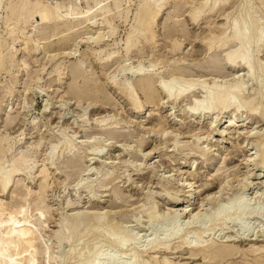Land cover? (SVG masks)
<instances>
[{"label": "rangeland", "instance_id": "374dc122", "mask_svg": "<svg viewBox=\"0 0 264 264\" xmlns=\"http://www.w3.org/2000/svg\"><path fill=\"white\" fill-rule=\"evenodd\" d=\"M69 1L76 2L81 6L85 5L84 0H42L44 3H61L64 5ZM140 1H119V8H113L111 11L116 13V16L111 19L115 31L110 36L105 35L104 39L98 44L91 40L88 43L85 41L78 42L79 38H77L78 40H73L74 37L81 33L79 32L75 33L77 35H73L72 39L71 37L70 39L68 38L69 42L67 40L66 42L68 43L65 42L66 45L65 43L58 44L59 38L57 39V37L50 38L48 41L52 42H48V46L46 44L43 49L31 56L26 54V51L22 49L23 45H21V49L17 51V60H20L19 63L22 60L26 62L27 67L22 66V69L17 72L19 80L15 82L16 84L14 83L15 88L11 95L6 94L3 85L9 82L10 77L14 75L8 71L7 73L6 71H1L0 73V134L10 135L9 137L15 140L13 150H16V152L20 150L29 151L30 156L27 154L31 158L30 162L34 163L37 161L33 164L35 166L30 177H25L20 172L12 177L7 189L2 193L1 198L3 201H20L19 195L24 192L22 188L25 185H29L34 190L42 183L39 178V176L41 177L39 173L42 167L41 164H43L49 147L52 143H55L57 134L61 136L63 132L67 135H72L77 143L74 148L76 154L78 153V156H76L78 162H71L65 154L61 153L62 151L59 152L61 150L59 149L60 146L57 147L58 152H56L53 161L55 165L49 160L47 162L46 160L44 161L47 164L51 163L47 165L49 173L47 181L50 185L44 193L47 216L44 217L46 219L40 227L39 241L41 243L46 242L48 246L57 251L59 258L53 264H76L84 260L87 254L85 253L84 255L85 251L83 255L76 256V258L71 254V249L79 250L85 246L84 250H86L96 238L102 239V237H96L90 231V233H86L89 238L88 236L84 237L85 234L81 238L82 234L78 236L76 233L74 234L75 236L70 237V241L62 242L61 247H55L54 244L57 240L55 233L62 220L65 217L69 218L74 212L73 210L77 204L78 208L76 210H91V212L96 210L98 212L102 211V213L103 211H109L107 218L111 219L110 222L106 218V222H103L104 225L102 224V226L92 222V220H95L93 218L90 219L91 217L89 218L88 214L87 216L83 215L78 224L79 231H84L88 229L87 227L97 228V230L108 227L110 231L112 229H114L113 231L126 230L125 232L133 234L140 238L141 241L154 232L155 228L160 224L169 225L170 221H167L169 219L165 217L168 206L166 197H169L168 199L170 200L171 197L179 198L180 196L183 199L180 202L181 205L187 206L193 203V206L197 207L201 203H206L205 201L203 202L206 195L218 192L219 186L225 183L227 178L228 181H232V185L230 187L228 185L226 190L217 193L214 202L205 204L206 214L212 212L215 208L214 206L217 207V205H222L229 199L231 200L236 193V196L241 197L242 200L264 211V193L263 197L258 200L253 197L256 191L260 192V190H263L262 185H264V168L259 165V146L258 141H256L258 139L256 134L259 136L260 134L264 135V115L256 117L249 115L245 111L240 112L242 114L238 113L235 117L231 115V111L220 112L219 114L210 112L208 114L192 115L189 105L191 104V107L194 103L193 101L200 98L201 93L198 90L184 98L172 101L164 97L157 89V105L145 101L144 96L140 92L139 95L144 105L138 111H134L125 92L108 80V77L114 75L117 79L119 78L118 80L131 76L130 73H127L128 70L134 69L139 64H143L145 68H151L149 58L153 56L155 59H159L155 65L159 76H157L156 80H166L170 77L168 68L173 64V60L182 57L184 60L181 59V63L187 66H185V71L188 68L186 73L193 75V78L203 79L202 81L205 80L209 84L216 79L219 85H224L231 81L244 80L243 82H247L246 93L253 94L255 89L264 82V78H260V76L264 77V74L260 75L255 81L249 80L244 68H233L225 64L222 51L218 50V52L215 50L210 52V54L205 53L206 47L204 46V41L201 40L203 36L208 34L209 27H212L214 31H218L220 25L225 23V20L222 19L224 17L220 15L224 11H230L234 7L236 14L243 12L244 9H241L242 6H240L241 0H232L230 5H228L232 6L227 10H218L217 6L215 7L216 10L214 9L211 12L206 10L195 22L191 21L188 13L191 8L198 5L197 3L200 0H176L177 2L175 0H164L161 4L159 2L153 3L155 8H159L162 5L155 21V42L154 40L143 42L139 38L131 46L130 50L125 52L123 48L124 39L130 27L135 26L134 17ZM262 2L260 0H250V4L245 7L249 8V10L251 9L258 18L264 21V8H262L264 4ZM93 3L94 1H89V5L94 6ZM175 3L180 5L177 6ZM117 12L120 13V17ZM122 14L125 16L123 17ZM0 29L1 34L6 36V28L3 22H0ZM85 32L87 31L85 30ZM88 32L89 35L93 34L90 30ZM174 39L182 42L181 47L177 51H170L169 46ZM69 51L72 54H62ZM94 51H98V53L96 54ZM110 52L113 53L112 57L107 59V55ZM209 55L211 57L213 55V60L219 59L221 61L217 60L219 63L215 62L216 60L213 61L209 58ZM205 56L211 59L214 64L211 63L209 67L205 66L203 62ZM260 57L261 62H264V51H261ZM78 58L83 59L82 66L77 64L76 60ZM76 64L77 67L74 66ZM211 66L213 67L211 68ZM121 67L123 70H120ZM17 68V66H13V72L18 70ZM76 68L81 73L76 71ZM61 71L65 73L63 72L64 75L60 77L62 79L65 78L59 81L57 76L59 72L62 73ZM74 71L76 72L75 74ZM71 73L77 76V79ZM81 79H85L83 80L85 83ZM86 80L89 82L88 84ZM258 81L261 83L259 84ZM30 83L32 84L31 88L26 89L25 85ZM70 84L78 85L79 87L82 84V90L85 87L84 85L87 84L86 88L91 90V95L89 96L92 97L85 95L77 98L75 94H70L71 89L70 92L68 89V87L72 88ZM90 84L93 85V89H91ZM96 87L100 89L98 92H96ZM86 88L85 90H87ZM93 95L96 97H93ZM109 115L112 118L109 120H119L118 126L117 123H111L110 127L113 126L114 132L121 135L112 136L98 128L96 120L104 116L109 117ZM230 116L232 119L234 117V124L231 126L229 125ZM214 120H216L213 124L214 126L211 127L209 123ZM211 129L214 130L208 134V130ZM164 130L168 132L164 134ZM248 130L250 131L249 133L247 132ZM175 139L178 140L177 146H174ZM37 143L41 145H36ZM197 143L204 149V152L206 151L203 154L204 156L196 152L195 145ZM91 148L95 151L97 150L96 152H99L98 149L104 148V150L100 151L101 156H97L93 154V150L90 152ZM151 148L153 150L149 154H145ZM256 149L258 154L256 153L257 151L254 152ZM31 155L34 157L33 159ZM250 155V158H254L255 162L257 160V165L250 164L247 160ZM188 169L194 176V179H191L194 193L191 201L185 203L182 191L178 192L174 187L177 186L178 180L187 177L186 171ZM106 171H109V176L104 179L103 173ZM246 175H249V179L247 180L248 185L244 187L242 178ZM102 179H104V185L95 186L97 188L93 192V201L97 202V205H94L89 200L92 192L82 186L103 182L100 181ZM168 179L169 181H167ZM232 188L234 189L232 190ZM20 189H22V192ZM165 191L169 194L167 195ZM115 192L118 196L114 195ZM32 199L30 198V200ZM76 200H79V202L74 208H72L73 205H66L67 201L73 203ZM153 206L156 210L157 221L151 224L145 211ZM179 208H182V206ZM206 214L203 218L206 217ZM260 217L258 215H250V218L249 216H243L233 220L227 219L229 224L226 223V226L224 224L225 227L223 228L220 227L219 221L213 226L206 224L204 227L208 226L212 229L206 230L205 239H209L213 235L217 237L219 234L218 237H221L222 240H227V243H232L239 248V252L233 255L232 259L226 260L224 264H248L249 262L253 264L256 260L255 258L258 257L257 252H264V231L262 232L264 228V222L262 221L264 220ZM186 219L183 215L180 220L186 223L188 221ZM238 219L239 221H237ZM199 222L197 225L201 224L202 226L203 220ZM109 223L111 224L108 225ZM241 225H247V229L242 228ZM115 227L119 229L115 230ZM194 227L193 225L188 227L189 232L187 234L190 237ZM105 228H103L105 232H112L108 228H106L108 230L106 231ZM118 232L117 234H120ZM117 234L115 237L119 238ZM72 241L75 242L73 243ZM102 242L103 252L110 251L113 253L116 251L115 253L120 256L132 246V243L128 241L123 248L124 251L121 252L115 250L116 247L108 244L105 240H101ZM71 243L72 246H70ZM259 246L262 249H259ZM253 247L258 250L252 253L250 251H252ZM255 254L257 257L254 256ZM42 255V253L38 255L40 264H45L42 260ZM145 255L147 254L143 255L144 258L147 257ZM186 256L180 251L169 254V257L174 262H184L186 261L184 259ZM137 258H139V255ZM189 262L190 264H201L202 260H189Z\"/></svg>", "mask_w": 264, "mask_h": 264}, {"label": "bare ground", "instance_id": "6f19581e", "mask_svg": "<svg viewBox=\"0 0 264 264\" xmlns=\"http://www.w3.org/2000/svg\"><path fill=\"white\" fill-rule=\"evenodd\" d=\"M89 1L90 0H84L85 5L81 6L73 1H69L66 5H64L61 3H56V4L44 3L42 2V0H0V22H3L6 28V36H3L0 32V73L1 71H6V73L8 71L10 74L14 75L13 77L12 76L10 77V81L8 80L9 82H6L3 85L6 94L11 95V93L14 92L13 91L15 88L14 83L19 80L17 76L18 75L17 72L20 69H22V66L27 67L26 62L22 60L21 61L22 63L20 62L21 63L20 64L19 63L20 60L19 61L17 60V51L21 49V45H23L22 49L26 51V54H30L31 56L32 54H36L41 49H43L48 42L49 43L52 42V41H48L50 38L52 39L54 37L55 38L57 37V39L59 38L58 44L60 43L61 45V43L64 44L68 40V38L70 39L71 37L72 39L73 35L76 36L77 34L75 33L81 32L79 33V35H77V37H74L73 40L79 38L78 42L85 41L88 43L91 40L92 42L98 44L101 40L104 39L105 35L110 36L113 34V32L115 31V27L112 24L111 19L113 16H116V13H113L111 11L113 10V8L114 9L119 8L120 0H92L94 1L93 3L94 6L89 5ZM231 1L232 0H200L199 3H197L198 5L191 8L188 14L190 16L191 21L195 22L206 10H209L211 12L215 9L216 6L218 7L217 8L218 10L229 9L232 6V5L228 6L230 5ZM249 1L250 0H241L240 3V6H242L241 9H244L245 11L243 10V12H240L239 14L235 13L234 7L232 8V10L224 11L222 14H220L224 17L222 19L225 20V23L220 25L218 31H214L212 27H209L208 34L203 36L201 40L204 41V46L206 47L205 53L210 54V52H214L215 50L222 51L223 52L222 56L224 58V61L226 62L225 64L233 68L235 67L244 68L249 80L255 81L260 75L264 74V62L263 61L261 62V57H260L261 51H264V47L262 48V46H264V21H262L263 19L261 20L260 18H258L257 15L253 11H251V9L249 10V8L245 7L250 4ZM260 1L262 2L263 0ZM158 2L161 4V2H164V0H141L139 2V6L134 17L135 26L130 27V30L126 33L124 39L123 48L125 49V52H128L131 46L134 45L139 38H140L139 40L143 42H148L152 40H154L155 42V31H154V27L156 25L155 21L162 5H160L159 8H155L153 3L156 4ZM175 2L177 1L175 0ZM262 3L264 4V2ZM175 4L177 5V3ZM178 5L180 4L178 3ZM262 8H264V6ZM117 14L119 17L121 16L119 12H117ZM28 27L29 29H27ZM85 30L87 32H85ZM88 30H90V32L92 31L93 34L89 35ZM59 35L61 36L58 37ZM181 43L182 42L180 40L174 39L171 42V45L169 46L170 51L173 50L177 51V49L181 47L180 46ZM48 45L49 44H47V46ZM64 53L72 54L71 51L63 52L62 54ZM95 53L97 54L98 51H96ZM112 54L113 53L110 52V54L107 55V59L112 57ZM212 57L210 56L209 58L213 60ZM181 59L183 58L181 57L173 60V64L170 66V68H168L170 77L166 80H160V79L158 81L156 80L158 73L156 72L157 69L155 65L158 63L159 59L158 58L155 59L154 56L152 58L151 57L149 58V62H150L149 65L151 68H145L143 64H139L134 69L128 70L127 73H130L131 76L125 77L126 76L125 75L124 79L118 80L119 78L117 79L114 75L108 77L109 78L108 80H110L112 84H114L116 87L121 88L122 91L125 92V94L128 96L129 101L131 102L134 111H138L144 105L139 95L140 92L144 96L145 101L152 102L154 105L155 104L157 105V98H158L156 94L157 89L164 95V97L172 101H176L178 98H184L198 90V92L201 93L200 98L194 100L193 101L194 103L192 104L191 107H190L191 104L189 105V109H191L190 112L192 113V115L208 114L210 112L219 114L220 112H225V111L228 112L231 111L232 112L231 115H234V117L237 116L238 113L243 111H245L249 115L256 117H262L264 115V103H263L264 82L262 83L260 82L261 85H259V87L255 89V92L253 94H249L248 92L246 93L247 82H243L244 80L242 81L238 80V82L231 81L224 85H219V82L218 81L216 82L215 79L214 81H212V83H210L211 84L210 85L209 83H207V81L205 80L202 81L203 79L202 80H199V78L195 79L192 77L193 75L187 74L186 72L188 68L185 71L187 66L181 63ZM211 59H208L205 56V59L203 61L205 63V66L209 67L211 63L214 64L213 61H215L216 59L213 61ZM82 60L83 59H79V58L76 60L79 66L83 65ZM217 60L215 62H218ZM77 64L74 66L77 67ZM13 66H17L18 70L13 72ZM212 67L213 66H211V68ZM120 70H123V68L121 67ZM76 71H78V69ZM63 72L58 73L57 77L59 81H61L62 79V77L60 76L64 75L65 73ZM75 73L76 72L74 71V74ZM74 74H72V76ZM75 77L77 79V76ZM260 78H264V77L260 76ZM87 80L86 82L88 84L89 82ZM83 82L85 83V81ZM83 82L81 83L83 84ZM74 84L72 85L70 84L72 88L68 87L69 92L71 89L70 94L71 93L75 94L77 98L84 97L85 95L88 96L91 95L90 94L91 90L86 88L87 84L84 85L85 87H83L84 88L83 90L81 89L82 84L80 87ZM31 85H32L31 83L26 84L25 85L26 89L31 88ZM91 87H92L91 89H93V85H91ZM85 88L87 90H85ZM98 88L96 89L97 91L95 90L96 92L100 90ZM94 96L95 95H93V97ZM109 119H112L110 115L109 117L104 116L101 119L99 118V120H96L97 121L96 124L98 128L101 129L104 133L107 132L112 136L121 135V134H117V132H114V129L112 128L113 126L110 127L111 123H115V124L117 123L118 126L119 120L111 121ZM233 119L231 116L229 117L230 126L234 124ZM215 121L216 120L209 123L211 127L214 126L213 124ZM214 129L208 130V134L212 133ZM167 132L168 131L166 130L163 131L164 134ZM247 132L249 133L250 131L248 130ZM2 134H0V194H1L0 195V264H40V260L38 257L40 253L43 254L42 260L45 262V264H53L57 262V259L59 258L57 255V251L54 248L48 246L46 242L41 243L39 241L40 227L42 226L41 224H43V221L46 219L44 217L47 216L46 214L47 205L44 202V193L47 187L50 185L47 181L49 174L47 165L49 163L47 164L46 162L47 160H49L51 163L54 161L55 154L56 152H58L57 150L58 146H60L59 149H61L59 150V152L62 151L61 153L65 154L66 157L70 159L71 162L74 163L78 162V159L76 157L78 156L77 155L78 153L76 154V150L74 148L75 147L74 145H76L77 143L72 135H67L66 133L63 132L61 133V136L59 134L57 135L55 134L57 136L56 141L54 144L52 143L53 145L51 144V146L49 147V151L46 152V157L44 159V161L46 160V162L44 163L43 161V164H41L42 166L41 170L39 171L41 175V177L39 176V178L41 179L42 183L40 182L41 184L39 183L40 185L38 184L39 186L37 187V189L34 190L31 189L29 185H25L24 188H22L24 192L19 195L21 199L20 201L5 202L1 198L2 193H4V191L7 189L12 177L16 175V173L18 172L23 173L25 177H30L32 173V169L35 166L33 164H35L37 161L36 162L33 161L34 163L30 162L31 158H29L30 156V154L28 153L29 151L27 152L26 150H22V151L20 150L16 152V150H13L14 149L13 143H15L14 142L15 140H13V138H10L9 137L10 135L6 136ZM256 135H255L256 138H258L256 141H258L257 143L259 146L258 147L259 156H260L259 165L260 167L264 168V135L263 134H260V136L258 134ZM39 143H37L36 145H41ZM177 143L178 140L175 139L174 146H177ZM199 145H200L199 143L195 145L196 146L195 150L196 152H198L199 155L204 156L203 154L206 151L204 152V149H202ZM91 150H93V154L97 156L98 155L101 156L100 151L104 150V148L101 150L98 149L99 152H96L97 150L95 151L93 148L90 149V152H92ZM151 150L153 149L151 148L145 154H149ZM256 151L257 149L254 152ZM258 151L256 152L257 154ZM27 153L29 154V156ZM250 157L251 155L247 159L250 162V164L253 163L257 165V160L255 162V159L254 158L252 159ZM33 158L34 157L32 156V159ZM186 173H187V177L185 179L178 180L177 186L174 188L178 192L182 191L185 199V203H188L191 201L193 197L192 195L194 193V187L191 181V179L194 176H192L190 169H188ZM108 174L109 171L103 173L104 179L107 176H109ZM248 176L246 175L244 176V178H242L244 180L243 181L244 187L248 185L247 183V180L249 179ZM104 179L100 181H103ZM167 181H169V179ZM103 183L104 181L99 182L97 184H93V183L87 185L84 184L85 186H82L84 187V189L86 188V190L92 192V195L90 196L89 200L94 205H97V202L93 201L92 198L94 196L93 192L95 188L99 186V184H101L100 186H103L104 185ZM231 183L232 181L231 182L228 181L227 178V181L219 186L220 188L218 192L214 194L210 193L206 195L203 202L204 201L206 203L214 202L216 198V194L219 192L221 193L223 190H226V187L228 185L229 187L230 185H232ZM262 188H263L262 191L260 190V192L257 191L255 192L253 196L255 199L258 200L264 196L263 195L264 185H262ZM22 189H20L21 192ZM233 189L234 188H232V190ZM116 192L114 193V195L118 196ZM165 193H167V195L169 194L166 191ZM236 194L233 195L235 198L232 197L231 200L229 199V201L223 203L222 205L219 206L217 205V207L214 206L215 208L213 209V211L207 214H206L207 209L205 208L206 203L200 202L201 204L197 207H194L193 203L187 206H183L180 204V202L183 200L180 198V196L179 198L171 197L173 199L170 198V200L168 199L169 197H166L168 206L166 209L167 211L165 217L169 219L167 220L170 221L169 225L165 226L160 224L158 227L155 228L154 232L150 233L147 236V238L145 239L143 238L144 240L142 241L140 238L134 236L133 234L129 232H125L126 230L123 231L120 230L119 228L118 230L116 229V227L115 230H118L120 234H117L118 231H113L114 229H112L111 232L108 227L106 228H108V230L111 233L105 232L103 230V228L105 227L102 228L103 232H101L102 231L101 229L100 231L99 229L97 230V228L93 229L89 227H87L88 229L84 231L81 230L79 231L78 224L79 221H81L80 218H82L83 215L87 216L88 214V217L89 218L91 217L90 219L93 218L95 220V221L92 220V222L102 225L103 222L104 223L106 222L105 219L107 218L109 211H105V212L103 211L102 213V211L98 212L96 210H95L96 212L94 210L92 212L91 210L90 211L83 209L76 210V208H78L77 203L79 202V200L78 201L76 200V202L73 203L67 201L66 205H70V206L73 205L72 208H74L76 204L77 206L74 208L73 210L74 212L71 215L69 214L70 215L69 218L65 217L62 220L57 232L55 233L57 240L54 245L56 248H58V246H60L62 242L70 241V237L73 236L74 234L77 233L78 236L79 234L80 235L82 234L81 235L82 238L83 234H85L84 237L88 236V234L86 235V233L90 231L96 237L100 236L102 237V239L96 238V240L93 243H91V245L88 246L86 250H84L85 246H83L79 250H74L73 248L71 249L70 247L71 254L75 257L76 256L79 257L83 255L84 251H85L84 255L85 253H87L85 259L83 258L84 260L76 264H190L189 260L190 261L202 260L201 264H224L226 260L232 259L233 255L239 252V248L232 243H227V240L225 241L222 240L221 237H218L219 234L217 235V237H214L213 235L211 238L205 239L206 230L207 229L209 230V228L211 227L208 226L204 227V226H206V224L213 226L219 221L220 227L223 228L226 226V223H228L229 219L233 220L243 216H249L250 218V215L252 216L258 215L259 217L262 216L260 218L261 219L263 218L264 220V211H261L262 209L260 210V208L251 205L247 201L242 200L241 197L236 196ZM32 197L34 198L32 199ZM30 198L32 200H30ZM154 206L148 208L145 211L147 219L151 224H154V222L157 221V214ZM181 206L182 208H179ZM205 214L206 217L203 218ZM183 215L188 219V221L186 219L187 221L186 223L184 222L185 224L180 220L181 216ZM110 220L111 219H108L107 221ZM202 220H203L202 226L201 224L197 225L198 222ZM237 221H239V219ZM110 224L111 223H109L108 225ZM108 225L106 224V226ZM192 225L193 227L194 226L195 227L193 228V232L191 233L192 236L190 237L187 234V232H189L188 227L189 226L192 227ZM241 226L242 228L247 229L245 225H241ZM106 228L105 230L108 231ZM263 231L264 228L262 232ZM116 234L119 235V238L115 237ZM101 240L102 241L105 240L106 242H108V244H112L113 246L116 247L115 250L117 251L119 250L121 252L124 251L123 248L128 241L132 243V246L130 247V249H128V251L127 250L124 251V253H122L120 256L115 253L116 251L113 253H111L110 251L106 253L103 252L102 249L103 242L101 243ZM70 246H72V243ZM260 248L261 246H259V249ZM257 250L258 249L256 247H253L252 251L250 252L253 253V251L255 252ZM175 251H180L181 253L183 252L184 254H186L187 256L184 258L186 259V261L174 262L169 257V254L174 253ZM261 252L260 253L259 251L257 252L258 257L256 256V254L254 255L257 258H255L256 259L255 262L252 261L253 264H262L264 262V252L262 253ZM144 254H147L145 255L147 256L146 258H144L143 256ZM138 255L139 258H137ZM248 264H250V262Z\"/></svg>", "mask_w": 264, "mask_h": 264}]
</instances>
